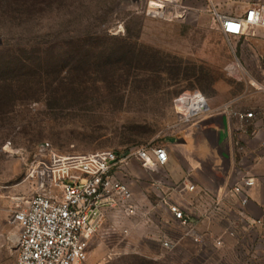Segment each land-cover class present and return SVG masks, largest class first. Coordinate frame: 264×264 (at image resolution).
Here are the masks:
<instances>
[{"label":"rangeland","instance_id":"374dc122","mask_svg":"<svg viewBox=\"0 0 264 264\" xmlns=\"http://www.w3.org/2000/svg\"><path fill=\"white\" fill-rule=\"evenodd\" d=\"M167 1L59 0L14 15L0 9V62L18 54L31 63L47 57L49 67L46 75L23 78L25 89L13 91L23 100L0 102V264L16 262L12 213L34 188L18 151L28 155L41 142L66 154L166 147L187 138L198 119L178 112L183 93L199 90L213 110H222L235 107L233 100L247 89V77L228 67V42L210 6L233 14L260 0ZM157 2L164 14L151 10L160 8ZM131 169L124 179L150 197L147 207L156 206L157 171ZM163 221L173 224L172 236L162 233ZM226 229L224 221L202 245L185 238L167 250L161 238L183 236L167 212L153 210L150 222L109 215L84 264H264V224L243 230L239 224L233 236Z\"/></svg>","mask_w":264,"mask_h":264},{"label":"built area","instance_id":"2783aa9c","mask_svg":"<svg viewBox=\"0 0 264 264\" xmlns=\"http://www.w3.org/2000/svg\"><path fill=\"white\" fill-rule=\"evenodd\" d=\"M207 1L212 4V0ZM210 12L226 36H239L255 27H264V4L251 5L240 16L224 13L215 4L210 6ZM187 94L197 99L200 95L207 102L199 90L187 91L176 99L178 112L186 120L200 118L209 105L190 115L178 109V102L181 107L188 103ZM225 110L243 127L251 125L256 117L254 111L232 106ZM17 153L25 160L26 180L34 188L30 196L18 199L12 213L11 221L18 227V255L14 264H84L89 259L93 238L109 215L150 222L153 210H162L183 229L182 238L200 245L207 239L199 229L202 220L222 218L227 225L226 233L231 236L237 234L239 224L242 230L264 224L262 218H253L248 213L251 190L257 181L243 169L222 190L202 187L196 201L175 202L167 193L156 206L147 207L124 176L133 161H138L144 169L159 171L169 161L165 146L134 145L66 154L50 142H41L28 155ZM172 188V192L183 195L185 191L194 192L197 186L184 181ZM122 233H129V229H123ZM181 240L160 239L167 250H173ZM214 240L218 246L223 243L221 238Z\"/></svg>","mask_w":264,"mask_h":264},{"label":"crops","instance_id":"0c3cea01","mask_svg":"<svg viewBox=\"0 0 264 264\" xmlns=\"http://www.w3.org/2000/svg\"><path fill=\"white\" fill-rule=\"evenodd\" d=\"M264 4L261 0L258 2ZM243 8L236 13L240 16L246 12ZM225 13V12H224ZM213 18V17H212ZM215 27L221 32L218 23ZM225 35V34H224ZM226 36V35H225ZM230 58L228 67L234 65L237 72L247 77L250 82L243 92L236 96L235 108L254 111L255 119L251 125L243 127L240 121L223 114L222 110L211 108L210 98L203 93L210 103L211 111L195 120L188 128L186 137L180 142L167 145L169 161L154 172L158 180L157 194H170L175 202L198 200L202 187L217 190L232 184L240 170L248 171L256 177V185L251 190L248 213L253 218H264V27H255L239 36H226ZM229 106V105H227ZM232 106V105H231ZM212 107H216L212 104ZM200 122V123H199ZM141 166L138 161L131 163L130 169ZM131 172V171H130ZM135 174V173H134ZM193 182L197 188L194 192L185 191L183 195L172 192V187L182 182ZM135 195L144 203H151L150 197L137 191L131 185ZM171 191V192H170ZM162 233L170 235V222L163 221ZM224 220L214 218L203 220L199 229L207 237L215 230H221ZM222 223V224H221ZM182 236V234H181ZM181 239H185L182 238ZM181 240V241H182Z\"/></svg>","mask_w":264,"mask_h":264},{"label":"trees","instance_id":"16d2710c","mask_svg":"<svg viewBox=\"0 0 264 264\" xmlns=\"http://www.w3.org/2000/svg\"><path fill=\"white\" fill-rule=\"evenodd\" d=\"M55 1L59 0H0V9L5 10L4 14L14 15L16 12L24 13L35 8H43L45 5L53 4ZM40 58L43 60L31 63L17 54L13 58H9V61L0 62L1 103L17 104L24 99L20 97L21 95L15 93L25 89L24 80L31 78V75L42 76L48 73L47 57Z\"/></svg>","mask_w":264,"mask_h":264},{"label":"bare ground","instance_id":"6f19581e","mask_svg":"<svg viewBox=\"0 0 264 264\" xmlns=\"http://www.w3.org/2000/svg\"><path fill=\"white\" fill-rule=\"evenodd\" d=\"M157 1H159V2H161V1H163V0H157ZM152 2H156V1H152ZM151 2V3H152ZM158 3V2H157ZM159 4V3H158ZM160 5V8H158V9H153V8H151V10L153 11V12H155V13H159V14H164V6L162 5V4H159ZM187 100H188V103H185V106L187 107V108H190V110L188 111V113H186L187 115H190V114H192V113H194V112H197V111H199V110H205V109H207L208 108V104H207V102L205 103L204 102V99L203 98H201V96L199 95L198 97V99H197V97L195 96V97H193V95H188L187 94ZM183 101H185V99L183 100ZM180 104H179V102H178V106H179ZM179 109L181 110V108H180V106H179ZM182 111V110H181Z\"/></svg>","mask_w":264,"mask_h":264},{"label":"water","instance_id":"95a60500","mask_svg":"<svg viewBox=\"0 0 264 264\" xmlns=\"http://www.w3.org/2000/svg\"><path fill=\"white\" fill-rule=\"evenodd\" d=\"M223 114L227 115V111H223ZM200 123V122H199ZM223 187H218L217 190H222Z\"/></svg>","mask_w":264,"mask_h":264}]
</instances>
